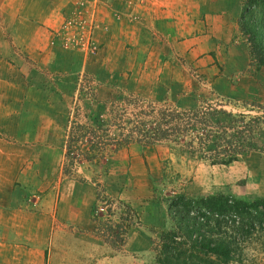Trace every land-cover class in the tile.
<instances>
[{
  "label": "rangeland",
  "instance_id": "374dc122",
  "mask_svg": "<svg viewBox=\"0 0 264 264\" xmlns=\"http://www.w3.org/2000/svg\"><path fill=\"white\" fill-rule=\"evenodd\" d=\"M244 3L0 0V264H153L170 193L264 197V61L237 26ZM165 108L215 113V126L242 117L255 147L224 164L210 162V141L199 151L185 137L117 147L119 125ZM71 120L93 129L73 144L98 149L64 173ZM127 207L136 223L113 250L95 220L119 222ZM259 235L230 264H264Z\"/></svg>",
  "mask_w": 264,
  "mask_h": 264
},
{
  "label": "trees",
  "instance_id": "16d2710c",
  "mask_svg": "<svg viewBox=\"0 0 264 264\" xmlns=\"http://www.w3.org/2000/svg\"><path fill=\"white\" fill-rule=\"evenodd\" d=\"M243 2L245 3L241 5L236 20L237 26L242 34L247 36L249 57L264 61V47L257 42V37H260L264 30L261 25L264 17L259 16L258 19L251 20L252 24L247 21L255 11L264 13V0H243ZM218 112L225 113L222 110ZM225 114L231 117V113ZM214 116L215 113L198 108L187 111L165 108L159 110L149 124L143 120L134 122L127 119L129 126L119 125L123 134L121 139L116 141V145L120 147L132 140L151 144L162 139L177 140L185 137L188 139L186 144L189 148L197 147L200 151L210 141L214 153V158L210 159V162L215 164L228 163L255 147L252 141L246 140L244 134V132L251 134L253 128L246 127L242 117L239 121L241 127L234 128L219 120L216 122L217 126L213 125L210 118ZM261 123L264 125V119ZM104 124V120L98 123L99 127ZM92 131L91 127L73 120L68 123L63 146L64 173L69 172L67 164L73 166L82 156L87 161L94 159L96 153L91 152L98 149L97 141L89 139L90 144L84 153L80 151L78 144H73L77 141L73 139L74 135L90 138ZM212 135L216 136L214 140H211ZM105 144L106 141L101 145ZM96 195L98 196V192ZM163 201L170 226L155 233L152 241L153 264L242 262L243 244L254 234H260L257 239H260L264 246V197L243 200L225 193L190 197L180 192H173L164 197ZM132 214L133 211L127 207L119 222L107 219L103 221L102 228L99 226V221L95 220L97 225L95 224L94 231L111 249L120 250L125 241L121 237L127 234L126 225L136 223L131 217Z\"/></svg>",
  "mask_w": 264,
  "mask_h": 264
},
{
  "label": "crops",
  "instance_id": "0c3cea01",
  "mask_svg": "<svg viewBox=\"0 0 264 264\" xmlns=\"http://www.w3.org/2000/svg\"><path fill=\"white\" fill-rule=\"evenodd\" d=\"M182 43H177V45L180 47ZM3 94L0 93V96H2Z\"/></svg>",
  "mask_w": 264,
  "mask_h": 264
}]
</instances>
